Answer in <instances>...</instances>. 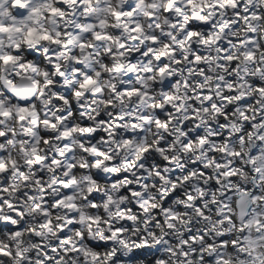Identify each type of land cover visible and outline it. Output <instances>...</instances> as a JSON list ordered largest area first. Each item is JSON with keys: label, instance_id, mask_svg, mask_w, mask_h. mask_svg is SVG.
Returning a JSON list of instances; mask_svg holds the SVG:
<instances>
[{"label": "snow or ice", "instance_id": "obj_1", "mask_svg": "<svg viewBox=\"0 0 264 264\" xmlns=\"http://www.w3.org/2000/svg\"><path fill=\"white\" fill-rule=\"evenodd\" d=\"M0 264H264V0H0Z\"/></svg>", "mask_w": 264, "mask_h": 264}]
</instances>
